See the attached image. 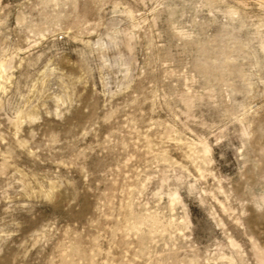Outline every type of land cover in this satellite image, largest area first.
<instances>
[{"label": "rangeland", "instance_id": "obj_1", "mask_svg": "<svg viewBox=\"0 0 264 264\" xmlns=\"http://www.w3.org/2000/svg\"><path fill=\"white\" fill-rule=\"evenodd\" d=\"M0 264H264V0H0Z\"/></svg>", "mask_w": 264, "mask_h": 264}]
</instances>
